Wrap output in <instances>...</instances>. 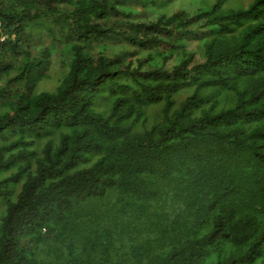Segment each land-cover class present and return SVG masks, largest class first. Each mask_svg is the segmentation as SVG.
<instances>
[{"label": "trees", "instance_id": "16d2710c", "mask_svg": "<svg viewBox=\"0 0 264 264\" xmlns=\"http://www.w3.org/2000/svg\"><path fill=\"white\" fill-rule=\"evenodd\" d=\"M0 21V264H264V0Z\"/></svg>", "mask_w": 264, "mask_h": 264}, {"label": "rangeland", "instance_id": "374dc122", "mask_svg": "<svg viewBox=\"0 0 264 264\" xmlns=\"http://www.w3.org/2000/svg\"><path fill=\"white\" fill-rule=\"evenodd\" d=\"M57 70L51 69L49 71L47 78H45L39 85L38 91H52L57 86V83L59 82L61 77Z\"/></svg>", "mask_w": 264, "mask_h": 264}, {"label": "built area", "instance_id": "2783aa9c", "mask_svg": "<svg viewBox=\"0 0 264 264\" xmlns=\"http://www.w3.org/2000/svg\"><path fill=\"white\" fill-rule=\"evenodd\" d=\"M1 27H2V24H1V21H0V45L2 43H4L5 40L7 39V36L1 33Z\"/></svg>", "mask_w": 264, "mask_h": 264}, {"label": "clouds", "instance_id": "9594fccd", "mask_svg": "<svg viewBox=\"0 0 264 264\" xmlns=\"http://www.w3.org/2000/svg\"><path fill=\"white\" fill-rule=\"evenodd\" d=\"M6 41V40H5Z\"/></svg>", "mask_w": 264, "mask_h": 264}]
</instances>
